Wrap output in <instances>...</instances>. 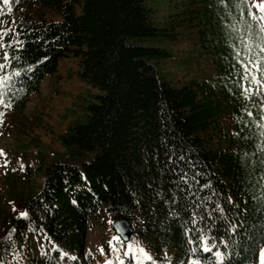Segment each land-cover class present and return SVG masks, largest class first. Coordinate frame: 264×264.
<instances>
[{
	"label": "trees",
	"instance_id": "1",
	"mask_svg": "<svg viewBox=\"0 0 264 264\" xmlns=\"http://www.w3.org/2000/svg\"><path fill=\"white\" fill-rule=\"evenodd\" d=\"M235 2L225 0V8L219 0H188L176 13L175 31L162 32L145 0H10L11 11L0 0V27L15 20L25 42L15 66L34 65L22 79L26 92L4 111L0 133L10 130L6 116L23 113L45 75L65 57H75L80 79L100 90L85 106L86 121L63 137L79 163L55 153L47 162L38 157L35 169L24 162L21 176H9L10 208L0 210V264H91L89 227L103 210L112 221L127 217L132 238L151 256L137 254L131 264H184L193 255L189 239H197L185 231L194 227L193 211L197 226L224 253V264L256 260L264 246V120L253 107L257 101L245 104L236 86L231 45L240 40L228 25L243 30L247 11L241 15ZM48 12L60 18H47ZM193 26L196 49L217 75L176 85L157 69L172 57L171 48L140 41L157 35L177 41L182 27ZM244 107L252 117L240 111ZM179 155L184 162L178 166L168 160ZM177 173L186 175L187 184L174 183ZM172 207L178 216L170 215ZM198 258L217 264L214 254Z\"/></svg>",
	"mask_w": 264,
	"mask_h": 264
},
{
	"label": "rangeland",
	"instance_id": "2",
	"mask_svg": "<svg viewBox=\"0 0 264 264\" xmlns=\"http://www.w3.org/2000/svg\"><path fill=\"white\" fill-rule=\"evenodd\" d=\"M145 1L150 9L152 23L162 28V32H174L175 19L180 16L176 13L179 8L188 6V0ZM46 15L47 18H60L59 13L48 12ZM196 30V26L182 27L181 39L177 41L170 39L171 36L164 35L140 41L147 45L171 48L172 57L162 60L157 69L176 85L184 79L212 78L217 75L216 69L207 61V57L199 54L196 49L195 42L198 41ZM78 68L75 57L61 59L57 69L45 75L40 89L32 93L24 112L6 116L5 120L10 125V130L8 132L6 129V132L0 133V149L6 153L0 155V210L6 212L9 210L7 180L9 176L22 175L20 165H24V162L35 169L38 157L44 156V162H47L51 154L59 153L68 160L79 163L80 160L72 155L71 144L63 137L67 135L69 127L86 121L85 106L90 96L100 90L80 79ZM5 160L8 161L6 165ZM29 175L31 184L35 185L37 180L35 174ZM113 221L112 216L103 210L91 223L87 240L88 250L94 253L91 264H104L106 259L112 260L113 264H120V259L108 245V240L116 235L112 228ZM130 240L136 243L135 236ZM101 246L104 248V254L98 250ZM126 247V244L121 246V258L124 261L123 252ZM189 260L190 258L184 264H189ZM252 264H258V257Z\"/></svg>",
	"mask_w": 264,
	"mask_h": 264
},
{
	"label": "snow or ice",
	"instance_id": "3",
	"mask_svg": "<svg viewBox=\"0 0 264 264\" xmlns=\"http://www.w3.org/2000/svg\"><path fill=\"white\" fill-rule=\"evenodd\" d=\"M18 2V0H16ZM221 4H224L227 8L225 0H219ZM4 5H9V11H11L10 0H2ZM233 6L244 15L245 10L247 11V18L243 22V30L238 29L235 24H229L228 28L232 32L239 33L238 38L240 40V45L237 46L232 44L233 55L235 57L236 64L234 65V72L237 77L236 86L240 90V95L243 98L245 104H253V100L257 103L253 104L261 113V119L264 120V0H236ZM255 9V11L253 10ZM231 14V13H229ZM0 15H3L0 12ZM3 23V21H0ZM15 20L9 24L6 28H0V50H2V55H0V123L3 121L4 111L13 106L14 100L17 98L18 93L26 92V89L22 86V79L26 77V74L32 70L34 65H27L25 67H16V62L21 60L19 55V50L24 47V41L19 39V32H17L14 27ZM253 25H255V31H253ZM12 33V38L5 42V36ZM9 49H15V54L10 52ZM20 83L21 86L17 87ZM231 91V89H229ZM245 113L248 117H252L253 113L247 107L240 110ZM247 123L242 117H237V123ZM253 123H256L253 120ZM264 128V124L259 125ZM235 134V133H234ZM261 136H264V131H261ZM261 152L264 153V146H261ZM0 155H6L3 149H0ZM175 155V153H173ZM168 160L173 164L178 166L181 162H184V156L179 155L173 159V156H168ZM5 165L8 163L7 160L4 161ZM187 163V162H185ZM264 165V160L261 161ZM24 165L21 164V170L24 169ZM172 172L176 173V168L171 169ZM179 175V181H174V183L179 186V182L183 181L187 184V177L182 173H177ZM195 180V177L192 178ZM261 181H264V175L261 176ZM209 185H201V187H208ZM161 193L157 192L159 196ZM191 194V193H189ZM229 202L231 203V198L229 197ZM176 203V194L173 193L172 204ZM191 207V206H189ZM217 211L223 212V209L217 206ZM20 216L24 217L27 215L26 212H20ZM170 215L178 216L179 213L175 212V208L172 207ZM209 216L212 215L211 212L208 213ZM200 220L204 217L200 216ZM198 216L195 211L192 212L190 223L194 226L192 229H185L186 232H195L197 234V239H189V244L193 245L191 252L192 257L189 260V264H202L201 260L198 258L200 253H210L214 254V258L217 264H224V253L215 246L213 238L205 234V230L197 226ZM114 223V222H113ZM122 227H117L116 232H122ZM232 231H235V226L232 227ZM10 237H6L8 239ZM219 243H224L220 240ZM126 244V249L123 252L124 256H129L131 264L132 261H138L142 255L145 259H151L147 250L139 244V242L133 243L129 240H122L120 235H114L108 240V245L110 250L120 259V264H125V261L121 258V246ZM101 254H104V248L101 246L99 249ZM19 256V253H17ZM104 264H113L112 260H104ZM258 264H264V246L258 247Z\"/></svg>",
	"mask_w": 264,
	"mask_h": 264
},
{
	"label": "water",
	"instance_id": "4",
	"mask_svg": "<svg viewBox=\"0 0 264 264\" xmlns=\"http://www.w3.org/2000/svg\"><path fill=\"white\" fill-rule=\"evenodd\" d=\"M117 227H122L123 231L120 233L116 232ZM112 228L115 231L116 235H120L122 240H129L134 233V226L129 221V219L121 214L117 215L114 218V223L112 224Z\"/></svg>",
	"mask_w": 264,
	"mask_h": 264
}]
</instances>
